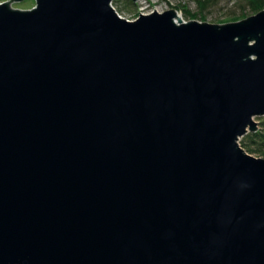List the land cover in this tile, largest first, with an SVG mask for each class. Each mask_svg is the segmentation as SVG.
Masks as SVG:
<instances>
[{"label":"water","instance_id":"1","mask_svg":"<svg viewBox=\"0 0 264 264\" xmlns=\"http://www.w3.org/2000/svg\"><path fill=\"white\" fill-rule=\"evenodd\" d=\"M0 2V264H264V9L121 17ZM137 1V0H133Z\"/></svg>","mask_w":264,"mask_h":264},{"label":"rangeland","instance_id":"2","mask_svg":"<svg viewBox=\"0 0 264 264\" xmlns=\"http://www.w3.org/2000/svg\"><path fill=\"white\" fill-rule=\"evenodd\" d=\"M5 1L9 0H0ZM111 4L121 17L129 20L135 19L140 13H150L154 8L159 12L173 8L185 21L196 19L218 24L244 19L264 9V6L252 8L249 0H206L203 7L198 0H112ZM34 5L35 0L11 3L12 7L21 9H30ZM254 120L257 122V130L264 127V115L255 116ZM240 140L241 137L239 143Z\"/></svg>","mask_w":264,"mask_h":264},{"label":"trees","instance_id":"3","mask_svg":"<svg viewBox=\"0 0 264 264\" xmlns=\"http://www.w3.org/2000/svg\"><path fill=\"white\" fill-rule=\"evenodd\" d=\"M200 6L203 7V3L206 0H198ZM252 8L258 9L264 6V0H249ZM241 146L250 154H257L264 157V127L256 131L248 132L241 137Z\"/></svg>","mask_w":264,"mask_h":264},{"label":"bare ground","instance_id":"4","mask_svg":"<svg viewBox=\"0 0 264 264\" xmlns=\"http://www.w3.org/2000/svg\"><path fill=\"white\" fill-rule=\"evenodd\" d=\"M177 17H181V15L177 14ZM182 18V17H181Z\"/></svg>","mask_w":264,"mask_h":264}]
</instances>
